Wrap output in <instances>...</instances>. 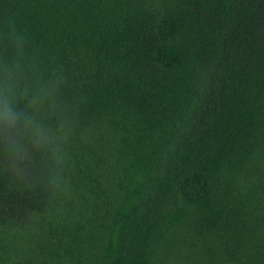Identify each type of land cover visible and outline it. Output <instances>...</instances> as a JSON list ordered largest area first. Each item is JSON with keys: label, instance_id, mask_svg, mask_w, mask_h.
Instances as JSON below:
<instances>
[{"label": "trees", "instance_id": "16d2710c", "mask_svg": "<svg viewBox=\"0 0 264 264\" xmlns=\"http://www.w3.org/2000/svg\"><path fill=\"white\" fill-rule=\"evenodd\" d=\"M74 119L67 186L0 173V264H264V0H0Z\"/></svg>", "mask_w": 264, "mask_h": 264}, {"label": "clouds", "instance_id": "9594fccd", "mask_svg": "<svg viewBox=\"0 0 264 264\" xmlns=\"http://www.w3.org/2000/svg\"><path fill=\"white\" fill-rule=\"evenodd\" d=\"M12 17L0 24V173L26 179L41 158L53 187L67 180L74 119L60 99L63 77L45 76Z\"/></svg>", "mask_w": 264, "mask_h": 264}]
</instances>
